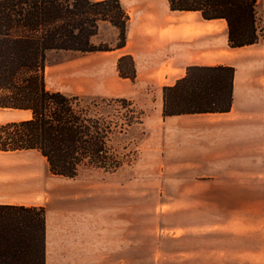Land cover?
Wrapping results in <instances>:
<instances>
[{"label": "rangeland", "instance_id": "rangeland-1", "mask_svg": "<svg viewBox=\"0 0 264 264\" xmlns=\"http://www.w3.org/2000/svg\"><path fill=\"white\" fill-rule=\"evenodd\" d=\"M260 35L257 43L228 45L224 53L236 61L249 116L224 127L229 153H192L197 133H215L197 126V115L162 118L160 96L149 84L122 80L114 53H50L47 88L126 100L130 110L117 108L113 120L116 129L123 117L132 122L125 134L112 136L105 169L83 167L73 178L51 174L39 152H0V195L42 205L53 246H64L85 264H264ZM117 41L106 24L92 38L109 49ZM23 117L0 109V124Z\"/></svg>", "mask_w": 264, "mask_h": 264}, {"label": "trees", "instance_id": "trees-1", "mask_svg": "<svg viewBox=\"0 0 264 264\" xmlns=\"http://www.w3.org/2000/svg\"><path fill=\"white\" fill-rule=\"evenodd\" d=\"M168 4L172 11L223 19L231 48L255 44L264 33V0ZM127 20L119 0H0V109L28 113L0 124V151L36 150L51 174L67 178L83 167L109 165L112 136L125 134L132 122L123 117L116 129L114 113L120 107L130 110V103L47 89L45 68L52 52L111 50L92 42L102 23L117 29L114 48H121ZM117 70L121 77L133 78L132 58L121 56ZM233 77L232 66H188L185 76L162 88V115L227 112ZM45 214L38 206L0 204V264H45Z\"/></svg>", "mask_w": 264, "mask_h": 264}, {"label": "crops", "instance_id": "crops-1", "mask_svg": "<svg viewBox=\"0 0 264 264\" xmlns=\"http://www.w3.org/2000/svg\"><path fill=\"white\" fill-rule=\"evenodd\" d=\"M119 2L128 16L125 44L121 48L102 52L114 53L116 66L121 56H130L134 62V77L119 76L134 86L149 84L156 91L158 99L160 96L159 106L161 109L163 107L162 88L173 85L178 79L185 76L188 66L226 65L234 68L232 105L227 112L172 116L161 114L164 119L197 115L196 120L200 122L197 123V126H205L206 131L215 133H201L200 135L197 133L198 144L189 145L190 149L194 150L192 153H229L225 143L227 135L223 133L224 127L229 124L241 123L244 120L243 117L248 120L249 116L245 113L247 104L240 92V72L236 67V61L229 59L224 54L229 49L226 22L223 19L205 20L195 11H172L169 8L168 0H119ZM217 21L221 22L218 23L220 29L214 28ZM102 24L109 26L117 37L118 31L115 27L107 23ZM19 112L24 113L25 117L23 118L28 116V113L24 111ZM31 151L38 152L36 150L0 152L26 153ZM0 204L42 206L20 200L13 201L3 195H0ZM50 229L49 217L46 213L45 264H85L80 258L71 256L70 251L66 250L64 246H61L60 249L53 246L52 238L54 236L50 235Z\"/></svg>", "mask_w": 264, "mask_h": 264}]
</instances>
